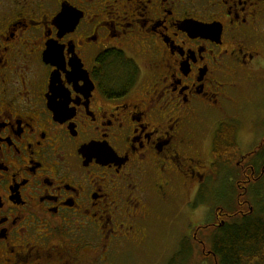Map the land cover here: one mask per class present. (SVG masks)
<instances>
[{
    "label": "flooded vegetation",
    "instance_id": "flooded-vegetation-1",
    "mask_svg": "<svg viewBox=\"0 0 264 264\" xmlns=\"http://www.w3.org/2000/svg\"><path fill=\"white\" fill-rule=\"evenodd\" d=\"M263 48L264 0H0V264H131L179 202L211 216L173 238H208L234 211L200 200L219 116ZM111 50L134 62L124 87ZM251 123L264 141V102ZM239 161L240 214L258 176Z\"/></svg>",
    "mask_w": 264,
    "mask_h": 264
},
{
    "label": "rangeland",
    "instance_id": "rangeland-1",
    "mask_svg": "<svg viewBox=\"0 0 264 264\" xmlns=\"http://www.w3.org/2000/svg\"><path fill=\"white\" fill-rule=\"evenodd\" d=\"M258 76L259 78L257 77L255 80H252L253 82L251 83L248 76H245L241 79V87L238 89V91L233 93V97L235 99L234 104L227 107V109L223 112V116H219L221 117L220 121L231 122L237 125V141L242 151V154L238 160H242L244 166L249 160L247 155L252 152L258 144H261L263 140V129L255 126V123L254 125L251 123V116L258 108L260 110L262 109V103L264 102V73ZM215 116L216 115L211 113L209 115V119H214L216 118ZM206 141H209L208 137ZM239 170L240 169L235 164L234 167H231V169L226 170L218 176H215V178L211 180L212 182H210V186L212 191L206 195L207 203L212 202L213 205L224 206L227 209H233L238 206V196L241 192L245 193V189L243 188L244 183H242L244 181L240 182L239 185L236 182L237 180L245 178L244 176L240 175ZM228 174L230 177H232L233 181L232 179H228L229 181H226V178H229V176H227ZM254 180L255 179H251L248 182V186H246V197L256 212H259L260 210H263L264 212V177L257 182ZM181 199L184 201L183 198ZM200 200L203 201V196L200 198ZM187 206L188 205L186 203L179 202L178 208L175 207L174 209L172 207H168L161 210L160 216L154 221V229L152 230V234L155 238L154 245L151 248L152 251L150 254L148 253L149 255L145 253L138 254L133 258L131 264H169V261L171 262L176 256L179 258L173 264H197L200 261L202 263L198 264L211 263L209 260L203 261L201 258L203 255H205V257L208 256L207 253L209 252V246L206 245V248L204 246V249L202 247V242L209 238H207V236L202 238L199 237L198 240H200V242L192 241L193 252L190 259L188 260V263L181 258V252L184 251L182 247L183 240L180 242L176 241L173 238V233L181 231L188 233L193 223L198 221L201 222L202 219L209 218L211 216L210 212H206L203 209H199L195 214L189 212ZM201 208H203V206ZM173 210H180L185 214L181 213L177 219H174V214L172 213ZM166 215L169 217L168 219H166ZM154 218H156V215ZM172 218L175 225L177 226H173V223H171L173 222L171 221ZM168 247H175V249L174 251L172 250L173 252H167L166 250ZM184 255L185 251L182 253V257H184ZM180 261L181 263H179Z\"/></svg>",
    "mask_w": 264,
    "mask_h": 264
},
{
    "label": "trees",
    "instance_id": "trees-1",
    "mask_svg": "<svg viewBox=\"0 0 264 264\" xmlns=\"http://www.w3.org/2000/svg\"><path fill=\"white\" fill-rule=\"evenodd\" d=\"M105 59H107L105 64L107 83H117L121 87L127 85L128 78L124 77L123 74L133 73L135 70L134 62L127 58L122 51L116 50L108 52ZM237 130V126L232 123L223 122L220 125L213 148L215 157V174L213 176H217L223 169L234 167L236 160L241 156L242 153L237 143ZM248 159L244 166L247 173L251 174V177L258 176L256 180H261L264 177L263 173H259L264 167V141L255 148V151L250 153ZM206 197L203 194V201ZM232 212L228 221L212 229L211 235L206 239L207 242H202L203 249L204 246L205 248L206 245L209 246L208 256H201L202 260H209L212 264H264L263 210L256 212L250 203V208L246 209L245 212L239 214L235 208ZM197 230L201 231L200 229ZM192 241L188 237L182 241L185 255L182 257L184 251L181 252V258L187 263L193 252ZM178 258L176 256L171 262L169 261V264H173Z\"/></svg>",
    "mask_w": 264,
    "mask_h": 264
}]
</instances>
